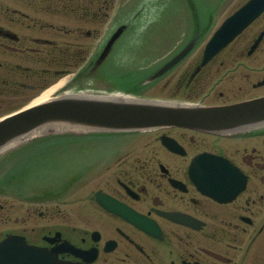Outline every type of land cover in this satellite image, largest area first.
<instances>
[{"label":"flooded vegetation","instance_id":"obj_1","mask_svg":"<svg viewBox=\"0 0 264 264\" xmlns=\"http://www.w3.org/2000/svg\"><path fill=\"white\" fill-rule=\"evenodd\" d=\"M108 6L104 0H0V108L23 105L53 82L57 70L78 66L86 25L98 23L99 13ZM256 26L250 43L264 32V21ZM262 43L264 35L254 52L222 56L235 57L234 61L242 56L245 60L234 67H247L243 61L254 56ZM218 59L195 74L200 60L189 55L165 76L168 96L197 98L192 95L206 88L207 93L193 100L219 105L264 95L207 102L223 79L213 82ZM81 71L80 79L102 77L101 68ZM245 78L250 81L252 76L246 73ZM260 80L250 81L253 90L264 86L258 85ZM184 93L189 95L185 98ZM219 96L223 99L224 92ZM157 132L173 137L183 152L163 146L159 134L122 140L103 157L97 173L94 167L86 175L79 212L40 211L45 221L33 223L22 234L30 243L48 248L62 242L79 248V254L68 250L59 257L81 264H264V127L239 135L185 127ZM200 154L222 157L243 173L245 186L232 200L218 201L192 180L190 164ZM97 191L154 221V233L106 210L97 202ZM70 203L66 199L65 204ZM171 213L177 216L170 217Z\"/></svg>","mask_w":264,"mask_h":264},{"label":"rangeland","instance_id":"obj_2","mask_svg":"<svg viewBox=\"0 0 264 264\" xmlns=\"http://www.w3.org/2000/svg\"><path fill=\"white\" fill-rule=\"evenodd\" d=\"M113 1L117 14L118 12L122 14L123 11V13L134 22V28L131 31L130 39L126 42H124L125 39H121L122 41L120 40V42H118L113 51V54H116L114 58L118 60L115 64L122 67L124 65V68H127V65H130V67L148 65L149 62L144 60L143 56L149 57L154 54L159 55L158 53H162L161 55L169 54L174 51L184 39L187 41L195 31V8H197L199 14L198 20L201 23L199 26L200 30L203 31L204 34H207L193 53V57L198 56L199 58L204 43L212 32L230 13L246 0H152L156 5L141 11L136 16L133 14L140 8L144 0ZM133 11L134 13H132ZM75 20L74 18L72 19L73 23ZM263 21L264 20L256 25ZM256 25L251 28L249 31L250 33L247 32L242 37H239L222 53L246 52L248 48L247 43H250L249 38L257 28ZM86 26L89 27L90 24ZM98 26L101 29L105 27L103 23ZM109 32V29H104V31L99 32L100 34L96 36V39H93L92 42L94 47L92 51L95 50L94 52L96 54L106 42L107 36L110 34ZM182 33L185 34V38ZM96 47H99V49ZM220 57L216 65L213 66L215 69L219 68V72L215 71L212 77L213 82L217 81L220 77L223 79L217 83L214 91L209 94L207 102H230L237 98L249 97L255 93H264V86L259 90H253L250 86V81L262 79L264 74V43L261 44L254 56L243 61V63L249 65L247 67L241 65L234 67L235 64H239L242 60H245L242 56H238L237 61L233 60L235 57L227 58L222 55ZM224 59L227 60L225 64L223 66L219 65L220 61ZM259 66L261 69L257 70L256 68ZM213 67L212 69H214ZM246 73L252 76L250 81L248 79L246 80ZM164 82L165 80H162L146 94L150 97L168 96L170 94L168 91L170 87L164 89ZM89 90L94 91L95 89ZM205 90H203V92H196L192 96L198 98L197 95L202 96L204 91L207 93L208 89L205 88ZM219 92H224L223 99L220 98ZM38 95H40V93ZM184 95H189V93H184ZM193 98L194 97L191 99L193 100ZM10 106L14 105L0 108V115L11 110L12 107ZM156 134L157 133H152L150 135L146 134L142 137L149 138L150 136L153 138ZM72 139L74 138L55 139L57 144H54L52 148H50V146L44 151L38 150L35 154H26L25 156V154H16L13 152L3 157L1 159L3 161L0 160V169L2 168L0 172V183L6 186L13 178L15 182L23 187H34V185L35 187H41L45 185L47 186L45 187L47 189H45L46 193H53V190L57 192L62 187H68L72 182L73 175L83 170L88 163L95 162L107 156L112 149L118 145V142L112 141L111 137L87 138L83 136L81 138H76L74 143H72ZM4 170H6L7 173H5ZM88 186L90 188L92 183ZM83 190H86V188L83 187L79 189L76 195H83ZM34 205V203L25 200L22 201L20 198L6 197V195L3 194L0 195V236L2 232L21 228H31L33 223L45 221L41 220L42 218L38 216L37 211H46L45 208L51 211V208H53V205L42 204L36 209L37 211L33 212L32 216L27 217L28 206L31 207L32 211ZM57 206H59L57 208H60L62 213L70 211V209L73 212L80 211L78 210L77 203H70L68 205L60 204Z\"/></svg>","mask_w":264,"mask_h":264},{"label":"water","instance_id":"obj_3","mask_svg":"<svg viewBox=\"0 0 264 264\" xmlns=\"http://www.w3.org/2000/svg\"><path fill=\"white\" fill-rule=\"evenodd\" d=\"M264 11V0H251L230 16L217 30L205 50L204 61L234 39ZM123 31L120 27L109 39L97 63L106 57ZM194 46L190 42L171 61L155 72L152 79L181 60ZM264 125V97L227 106L201 107L162 100L71 94L28 108L0 121V148L27 134H47L78 130L143 131L164 126L183 125L207 131L226 132L243 125ZM211 187V186H210ZM17 239L0 243V264H65L52 253L28 247Z\"/></svg>","mask_w":264,"mask_h":264},{"label":"bare ground","instance_id":"obj_4","mask_svg":"<svg viewBox=\"0 0 264 264\" xmlns=\"http://www.w3.org/2000/svg\"><path fill=\"white\" fill-rule=\"evenodd\" d=\"M67 77L60 79L57 83L47 88L45 91H43L40 95H38L36 98H34L33 102L34 104L42 102L46 100L50 95H52L54 92H56L58 89H60L64 82L66 81ZM118 96V95H114Z\"/></svg>","mask_w":264,"mask_h":264}]
</instances>
